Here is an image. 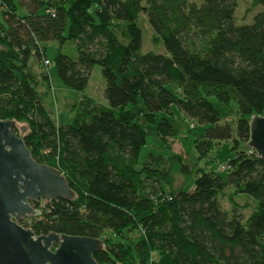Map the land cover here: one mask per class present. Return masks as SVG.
Listing matches in <instances>:
<instances>
[{
  "label": "trees",
  "instance_id": "1",
  "mask_svg": "<svg viewBox=\"0 0 264 264\" xmlns=\"http://www.w3.org/2000/svg\"><path fill=\"white\" fill-rule=\"evenodd\" d=\"M251 1L258 11L237 24V0H0V120L26 127L13 132L74 193L32 204L40 214L25 225L35 236L99 239L98 264H264V160L245 147L249 118L264 111V0ZM140 15L161 51L116 36V23ZM46 42L72 44L76 62L88 63L82 76L100 68L103 102L80 95L68 118L53 119L38 76L23 66L26 57L42 65ZM210 98L235 102L236 120L221 122ZM139 99L143 110L128 109ZM172 108L204 127L199 158L230 143V168L198 173L189 190L174 188L173 161L187 181L193 173L180 156L148 154L137 168L144 126ZM155 133L167 149L177 136L166 118ZM227 191L249 196V215L223 209Z\"/></svg>",
  "mask_w": 264,
  "mask_h": 264
},
{
  "label": "rangeland",
  "instance_id": "2",
  "mask_svg": "<svg viewBox=\"0 0 264 264\" xmlns=\"http://www.w3.org/2000/svg\"><path fill=\"white\" fill-rule=\"evenodd\" d=\"M197 3L200 0H190ZM237 10L235 12V22L248 23L251 21L252 16L258 11V8L252 4L251 0H237ZM116 36L123 43L126 44L128 40H141L144 50L161 51V45L159 41L154 37V34L149 27L146 18L140 15L138 19L132 23H116L115 25ZM45 57H40L43 61L42 65L38 67L32 66V62L35 58L26 57V64L23 66L31 65V70L38 76L35 88L42 92V97L52 112L53 119L57 123L62 122L65 118H68L72 113V106L78 100L81 93L91 94L99 102H103L102 88L104 81L101 76V70L96 65H91L86 76H82V70L85 68L77 63V55L72 44H64L61 47L56 42H46L45 44ZM34 59V60H33ZM49 64H46L45 61ZM88 64V63H85ZM49 75L47 81H43L40 75ZM169 89L173 88V85H168ZM214 107L217 109L221 116V122L225 120L234 121L237 118L236 110L237 104L231 102L229 105L220 103L214 98H210ZM128 109L134 112L143 110L142 101L139 99L135 105H130ZM171 113H158L156 114V124L162 119L166 118L177 130V136L172 139H168L166 146L156 136L155 129L156 124H147L144 126V132L146 136V145L143 147L141 156L139 158L137 168L142 167L146 155H162L164 157L180 156L185 162V165L189 171H193L189 180L181 174L179 171L178 163L173 161L171 173L173 178V184L175 189H180L182 186L189 190L194 183L195 176L202 171H209L215 169L218 171L221 164L226 163L228 156H230V143L221 142L217 147H214L206 158H199L195 151V140L200 137L204 127L196 123L191 124L192 121L183 119L177 109L172 108ZM18 124L17 130L21 133ZM23 135V133H21ZM168 161H170V159ZM223 173V172H219ZM249 197V196H248ZM247 195H235L232 191H227L224 195L219 197L220 203L224 210L229 211L232 208L242 210L244 216L249 215L251 212V203ZM233 198V199H232ZM231 199V202H230ZM252 201V199H251ZM256 204V202L253 200ZM43 203L42 205H44ZM235 204V205H234ZM41 205V206H42ZM43 208V207H41ZM36 209V208H35ZM38 210V209H36ZM32 218L26 221L31 222ZM112 240L118 241L114 235H109ZM129 241L133 240V236L128 235ZM154 257H156L154 255Z\"/></svg>",
  "mask_w": 264,
  "mask_h": 264
},
{
  "label": "water",
  "instance_id": "3",
  "mask_svg": "<svg viewBox=\"0 0 264 264\" xmlns=\"http://www.w3.org/2000/svg\"><path fill=\"white\" fill-rule=\"evenodd\" d=\"M245 144L264 160V111L248 120ZM13 120H0V264H98L99 239L50 233L35 236L17 222L39 215L32 203L44 199L72 201L74 193L55 168L37 163L17 136ZM26 132V127H21Z\"/></svg>",
  "mask_w": 264,
  "mask_h": 264
},
{
  "label": "built area",
  "instance_id": "4",
  "mask_svg": "<svg viewBox=\"0 0 264 264\" xmlns=\"http://www.w3.org/2000/svg\"><path fill=\"white\" fill-rule=\"evenodd\" d=\"M46 62V64H49V62L46 60L45 61ZM232 158V156H228V158H227V161L229 160V159H231ZM230 167H229V165L227 164V163H224V164H221L220 166H219V169H218V172H225L226 170H228ZM43 202L44 203H47V201H45V200H43ZM39 211V210H38ZM39 214H40V211H39ZM29 218H34V217H29ZM29 218H26V220L27 219H29ZM29 222L27 221V224H28Z\"/></svg>",
  "mask_w": 264,
  "mask_h": 264
},
{
  "label": "flooded vegetation",
  "instance_id": "5",
  "mask_svg": "<svg viewBox=\"0 0 264 264\" xmlns=\"http://www.w3.org/2000/svg\"><path fill=\"white\" fill-rule=\"evenodd\" d=\"M37 201H39V200H37ZM25 220H26V218H24V219L18 221L17 223H18L21 227H23V228H28V227L25 225Z\"/></svg>",
  "mask_w": 264,
  "mask_h": 264
},
{
  "label": "crops",
  "instance_id": "6",
  "mask_svg": "<svg viewBox=\"0 0 264 264\" xmlns=\"http://www.w3.org/2000/svg\"><path fill=\"white\" fill-rule=\"evenodd\" d=\"M80 95H89V96L95 98V97H94L93 95H91V94L81 93Z\"/></svg>",
  "mask_w": 264,
  "mask_h": 264
},
{
  "label": "clouds",
  "instance_id": "7",
  "mask_svg": "<svg viewBox=\"0 0 264 264\" xmlns=\"http://www.w3.org/2000/svg\"><path fill=\"white\" fill-rule=\"evenodd\" d=\"M40 200H44V199H40ZM33 204V203H32Z\"/></svg>",
  "mask_w": 264,
  "mask_h": 264
}]
</instances>
